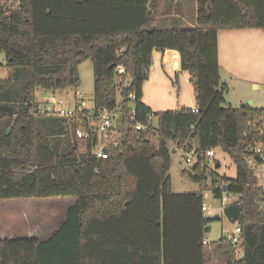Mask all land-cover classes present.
Listing matches in <instances>:
<instances>
[{
    "label": "trees",
    "instance_id": "1",
    "mask_svg": "<svg viewBox=\"0 0 264 264\" xmlns=\"http://www.w3.org/2000/svg\"><path fill=\"white\" fill-rule=\"evenodd\" d=\"M20 1L6 15L0 0V68L10 73L0 78V200L74 202L45 239H0V264H264V189L247 163H263L264 108L224 106L217 50L220 30L264 31V0H196L193 27L159 29L150 0ZM166 50L189 72L197 112H154L141 102L153 53ZM78 59L92 64L95 110L113 109L118 98L128 119L106 158L76 138L82 121L32 114L37 91L79 86ZM117 65L128 80L119 87ZM150 114V130L136 129ZM252 139L261 154L248 147ZM170 143L202 156L220 149L235 177L207 173L200 161L181 171L198 189L173 192ZM224 187L239 197V241L203 244L204 228L217 220L201 211L205 192L220 200Z\"/></svg>",
    "mask_w": 264,
    "mask_h": 264
},
{
    "label": "rangeland",
    "instance_id": "2",
    "mask_svg": "<svg viewBox=\"0 0 264 264\" xmlns=\"http://www.w3.org/2000/svg\"><path fill=\"white\" fill-rule=\"evenodd\" d=\"M175 0H155L154 6L151 5L150 10L158 13L166 9L172 10L175 7ZM190 1V0H189ZM189 1L185 3V7L189 8ZM155 16V15H154ZM155 18V17H154ZM166 23L156 21L154 28H165ZM185 26V25H183ZM178 26V27H183ZM261 31V30H260ZM252 34L249 44L244 42L242 37H235L231 32L221 33V64L236 65L246 69L239 70L236 76L224 78L228 85V91L224 95V106L239 107L240 105H249L252 108H264V66L259 64L257 57L248 54L251 50H257L264 54V31ZM230 45V46H229ZM242 48V49H241ZM241 50V51H240ZM244 50V51H243ZM243 51V52H242ZM245 52V57L242 54ZM227 53L236 55L237 61L230 56L226 58ZM4 55L0 54V62ZM76 69L79 72L80 84L77 87L83 93L87 106H92L93 98V71L90 60H77ZM149 78L142 85V100L153 108L154 112L167 110H180L191 108L195 103L194 86L191 83L190 76H186V72L181 71L177 77L176 83L162 69L161 54L154 51L150 64ZM10 75L9 70L0 68V78L4 79ZM256 85L259 87L255 88ZM74 89L65 88L55 92V96H71ZM38 93V94H37ZM41 96L42 90L36 92ZM235 96L237 99H235ZM237 100V101H236ZM237 104V105H236ZM157 143L156 139L152 140ZM195 144V142H193ZM169 152L171 158V166L169 176L171 179L172 190L175 193H188L196 191L198 185L192 182L189 176L183 175L181 171L187 169L181 148L175 144H169ZM216 160L219 161L220 167L216 168V172L220 175H227L231 178L235 177V166L223 151L216 149ZM255 174L259 179L260 186L264 189V164L258 166ZM226 205L232 204L233 200L227 195ZM74 202L73 198H44V199H12L8 201L0 200V239L9 240L11 238H27L34 237L37 239H45L55 230L63 221L66 209ZM204 203L210 207V217L216 214L220 218L209 223V231L205 233L206 241H216L221 237H227L234 232L236 224L231 223L220 211V201L212 196L210 191L206 190L204 195Z\"/></svg>",
    "mask_w": 264,
    "mask_h": 264
},
{
    "label": "built area",
    "instance_id": "3",
    "mask_svg": "<svg viewBox=\"0 0 264 264\" xmlns=\"http://www.w3.org/2000/svg\"><path fill=\"white\" fill-rule=\"evenodd\" d=\"M21 7L20 0H1L2 11L6 15H10L18 11ZM115 70V84L116 87H119L122 84H127V73L126 70L121 66L117 65L114 68ZM74 91L71 96L66 93V96H55V91H42L41 96L35 95L36 97V107L32 110V114L37 116H51L57 118H66V119H77L83 122V125H79L78 128L74 131L77 139H84L90 142H94L95 146L92 149L93 155L97 158H106L108 155L109 146L118 145V124L122 121L128 120L125 116V113L122 111L121 107L118 105V98L113 109L103 108L101 110H95L93 105L91 107L87 106L86 100L84 99L83 93L77 88H73ZM134 98V95H131ZM192 112H197L196 108H192ZM135 127L138 130L149 131L151 126L154 123L153 115L150 114L147 117L145 124L134 122ZM93 143V144H94ZM254 154H261L262 145L255 139H252V142L248 146ZM183 152V158L186 166L192 167L200 161H204L203 167L207 173L216 171L215 163V152L214 150H208L204 156L200 155L197 152L195 147H179ZM264 164V155L262 157ZM247 163L251 166L254 173L258 168V165L255 163L254 158L250 157L247 159ZM227 195L233 200L232 204L237 203L239 197L235 194H229L224 192L220 201V211L223 214L224 207L228 200ZM201 211L205 215L210 214V207L207 203L201 205ZM241 229L236 225L235 230L228 236V239L231 244L237 246L239 241V235ZM207 241H203V244H206ZM236 254L239 256V250L236 249Z\"/></svg>",
    "mask_w": 264,
    "mask_h": 264
},
{
    "label": "crops",
    "instance_id": "4",
    "mask_svg": "<svg viewBox=\"0 0 264 264\" xmlns=\"http://www.w3.org/2000/svg\"><path fill=\"white\" fill-rule=\"evenodd\" d=\"M187 0H175L174 1V5L176 8L169 10L166 9L165 11L159 12L157 15L156 12L153 11V15H155V19H154V24L156 21H161L163 23H166V25L164 27H170L171 25H178V26H183L185 25V27H193L195 25L196 22V0H188L189 1V8L185 7V3ZM231 32L232 34H234L235 37H242L241 39H243L244 42H247V45L249 44V40H253L252 39V34L258 33L260 30L258 29H237V30H220L219 34H218V65L220 67V78H221V82L223 83H227L224 76L227 77H231V76H236L238 75L240 72L239 70L243 69L242 67H240L239 65L236 67L234 66V64H230V65H222L221 64V52H222V48L223 44L221 43V33L223 32ZM260 32H263V30H261ZM230 46V45H229ZM242 49V48H241ZM241 51V50H240ZM244 51V50H243ZM242 51V52H243ZM166 53V52H165ZM165 53L161 54V63H162V69H163V63H164V57H165ZM248 54H252L253 57H257L259 60V64L264 66V54L258 52L256 49L255 50H251V52H248ZM243 57H245V52L244 54H242ZM233 59L234 62L237 61V57L236 55H230ZM229 54L227 53L226 58L230 59ZM232 61V60H231ZM165 71V69H163ZM246 69H243V72H245ZM182 70H180L177 74H176V79H175V83L177 81V77L178 75L181 73ZM239 72V73H238ZM186 76H190L189 72H186ZM149 75H150V70H149ZM149 78V76H148ZM227 85V84H226ZM228 87V85H227ZM259 87V85H256L255 88ZM228 91V90H227ZM235 99L236 96H235ZM237 101V100H236ZM141 102L146 105L147 107H150L153 111V108L150 105H147L146 103L143 102L142 98H141ZM237 105V104H236ZM191 108H195V104H193L192 106H190ZM184 108V107H183ZM161 112V111H160ZM177 146V145H176Z\"/></svg>",
    "mask_w": 264,
    "mask_h": 264
},
{
    "label": "water",
    "instance_id": "5",
    "mask_svg": "<svg viewBox=\"0 0 264 264\" xmlns=\"http://www.w3.org/2000/svg\"><path fill=\"white\" fill-rule=\"evenodd\" d=\"M163 69H165V72L167 75L173 80V82L176 79V74L181 70L180 68V56L177 51L173 50H166L165 57H164V63H163ZM9 131V130H8ZM223 191L226 192V187L223 188ZM223 216H225L231 223H236L240 210H239V204H229L224 207L223 210ZM215 219H219L220 215L216 214L214 216ZM209 225H206L205 233L209 231Z\"/></svg>",
    "mask_w": 264,
    "mask_h": 264
}]
</instances>
